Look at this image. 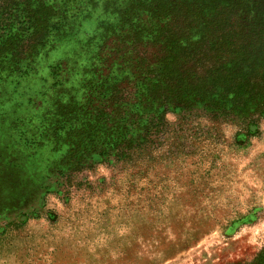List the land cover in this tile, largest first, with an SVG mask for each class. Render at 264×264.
I'll list each match as a JSON object with an SVG mask.
<instances>
[{
  "label": "rangeland",
  "instance_id": "374dc122",
  "mask_svg": "<svg viewBox=\"0 0 264 264\" xmlns=\"http://www.w3.org/2000/svg\"><path fill=\"white\" fill-rule=\"evenodd\" d=\"M175 1L0 0V45L43 29L31 59L0 50V264H264V102L167 106L145 83L172 43L188 80L227 68L225 2L248 8L225 31L247 73L264 0H185L172 31Z\"/></svg>",
  "mask_w": 264,
  "mask_h": 264
},
{
  "label": "trees",
  "instance_id": "16d2710c",
  "mask_svg": "<svg viewBox=\"0 0 264 264\" xmlns=\"http://www.w3.org/2000/svg\"><path fill=\"white\" fill-rule=\"evenodd\" d=\"M221 1V0H220ZM185 0H177L175 1L174 9H169V8H164L160 9V11L157 9L155 14L157 16H165L166 20H168L171 24V30L176 31L181 24V21L176 13V10L180 8V4L182 6L185 5ZM215 2L212 1L211 3ZM164 5V3H163ZM233 4L232 2H225V12H221L220 16L216 14H208L207 17L209 18L207 21L214 20V22H218L217 20H220L219 26L224 27L229 25V22H231V28L228 26L226 30L233 31L235 29V24H237V28L239 27L241 22L244 21V17L247 14V7H244L243 11L239 14H237L235 18V12H233ZM194 8L196 9L195 12L199 11V7H196L194 5ZM171 10V11H170ZM201 12V10H200ZM250 13V12H249ZM140 20V19H139ZM206 22H203V24ZM239 23V24H238ZM223 25V26H222ZM251 25H253L255 29L254 36L257 38H262V42L254 43V47L256 48V51L259 53V57L261 60V56L264 53V13L261 16V18H256L254 16V20L252 21ZM244 27V26H243ZM43 29L39 24L31 30L29 34V38L25 43H21L18 46H14L13 43H3L0 45V50L4 48H15L14 49V54L13 56L15 58L22 56V53L26 55L27 58H30L33 53L36 52L38 47H41L37 45V40L35 39V35H37V32ZM218 32V30L213 31V34H215V46L216 48L214 49V52L219 51V49L223 48L225 45H227L230 48L229 55L230 59L227 64L226 69L225 68H218L215 70H208L205 75H200L195 78H184L183 74H178L173 69H168V62H171V59H173V54L180 48L175 46L174 43H172V46L170 47L171 49L169 50V54H166L164 58L161 60L160 65H159V71L157 72V76L152 78V82L146 81V85H149V90L148 92L151 91H156L155 89L160 86L158 83L161 82L163 83V87L157 92L158 94L160 93H165V91H168L165 97H162L164 103L168 105H173L175 102H178L179 104H187L188 102L190 104H199L202 106H205L204 104L206 103L207 106L206 108H209L211 110L215 109H222L225 108L226 110H231L234 106H237L241 103V98L242 94L245 93V88L248 87L249 90H247V93L249 94V99L252 102H255L257 104L264 102V91L262 92H257L255 93V85L257 82L255 80V71L257 68H262L261 72L259 73V78L258 81L261 83L264 82V60L257 62L254 67L250 66L249 71L247 73H242V70L244 68H247L248 65H246L242 60H241V55L238 50V46L240 43L239 36L241 34L243 36H247V32H237V33H232L231 35H228L227 33ZM241 33V34H239ZM43 35V34H42ZM197 43V42H196ZM190 45L187 47L189 50ZM194 48V45H193ZM167 50V49H166ZM14 57H12L8 63V66L15 65L14 64ZM212 59V56L210 57ZM258 64V65H257ZM201 67V66H200ZM202 68V67H201ZM240 69V70H239ZM225 70V71H222ZM208 75L209 81L211 85H216L218 88V92L216 93L215 96L212 97V99L209 101L211 98V93L208 91H200L201 90V81H206L207 79L205 76ZM257 76V75H256ZM151 79V76L149 77ZM173 85V86H172ZM198 86H200V90L198 89ZM155 88V89H153ZM147 90V88H146ZM108 91V90H105ZM156 93V92H155ZM231 95L232 99H229L228 96ZM188 101V102H187ZM77 113L80 115L79 110L76 107ZM75 114V112H74ZM85 118H89L88 116H83ZM94 123V120H88L87 121V127H90L91 124Z\"/></svg>",
  "mask_w": 264,
  "mask_h": 264
}]
</instances>
